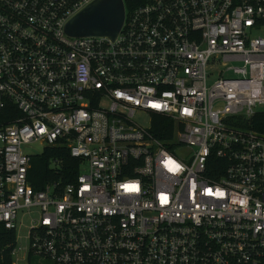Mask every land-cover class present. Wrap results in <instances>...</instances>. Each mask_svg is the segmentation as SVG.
<instances>
[{"label":"built area","instance_id":"obj_1","mask_svg":"<svg viewBox=\"0 0 264 264\" xmlns=\"http://www.w3.org/2000/svg\"><path fill=\"white\" fill-rule=\"evenodd\" d=\"M90 1L0 0L1 264H264V0H122L114 39L68 35ZM32 141L76 179L34 188Z\"/></svg>","mask_w":264,"mask_h":264},{"label":"trees","instance_id":"obj_2","mask_svg":"<svg viewBox=\"0 0 264 264\" xmlns=\"http://www.w3.org/2000/svg\"><path fill=\"white\" fill-rule=\"evenodd\" d=\"M250 128L264 133V111L256 112L251 117ZM154 129L156 130V128ZM52 158L60 159L58 168L51 167ZM79 168L80 164L78 159L71 157L65 147H46L41 155L31 158L28 179L31 185L36 189L42 188L46 184L53 182H58L61 186H64L76 179ZM1 236L2 233H0V247L6 242ZM6 260L8 261V258H6ZM1 263L2 259L0 258V264Z\"/></svg>","mask_w":264,"mask_h":264},{"label":"water","instance_id":"obj_3","mask_svg":"<svg viewBox=\"0 0 264 264\" xmlns=\"http://www.w3.org/2000/svg\"><path fill=\"white\" fill-rule=\"evenodd\" d=\"M124 20L122 0H92L65 23L70 36H107L114 39Z\"/></svg>","mask_w":264,"mask_h":264},{"label":"rangeland","instance_id":"obj_4","mask_svg":"<svg viewBox=\"0 0 264 264\" xmlns=\"http://www.w3.org/2000/svg\"><path fill=\"white\" fill-rule=\"evenodd\" d=\"M139 122H143V117L136 118ZM44 149V143L41 141H32L27 144L22 145V150L24 153L29 154L31 156L39 155ZM22 227L19 229V235L21 236V240L17 242L18 246H24L26 244L24 236L27 234V226L29 225V220L27 217L21 218ZM19 264H53L50 259L42 258L39 255H31L29 262L26 260H20Z\"/></svg>","mask_w":264,"mask_h":264}]
</instances>
